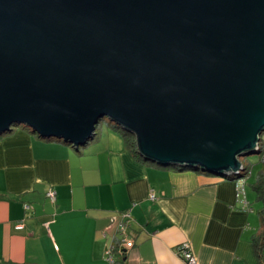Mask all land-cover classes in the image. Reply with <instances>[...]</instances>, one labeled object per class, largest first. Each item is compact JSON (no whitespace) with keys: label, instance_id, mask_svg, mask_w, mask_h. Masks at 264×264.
<instances>
[{"label":"water","instance_id":"water-1","mask_svg":"<svg viewBox=\"0 0 264 264\" xmlns=\"http://www.w3.org/2000/svg\"><path fill=\"white\" fill-rule=\"evenodd\" d=\"M103 118L219 177L264 132V0H0V135L79 148Z\"/></svg>","mask_w":264,"mask_h":264},{"label":"crops","instance_id":"crops-1","mask_svg":"<svg viewBox=\"0 0 264 264\" xmlns=\"http://www.w3.org/2000/svg\"><path fill=\"white\" fill-rule=\"evenodd\" d=\"M257 164L243 209L234 179L138 159L116 126H96L79 148L17 126L0 135V264H109V220L128 209L135 245L114 264H183L181 243L197 264H264V242L260 258L254 246L264 211Z\"/></svg>","mask_w":264,"mask_h":264},{"label":"built area","instance_id":"built-area-1","mask_svg":"<svg viewBox=\"0 0 264 264\" xmlns=\"http://www.w3.org/2000/svg\"><path fill=\"white\" fill-rule=\"evenodd\" d=\"M260 149V145L257 148V152ZM260 162L264 164V152L261 154ZM244 167L242 166L241 171L235 175H227L226 178H233L236 182V197L243 209H247V201L245 199L244 186L246 179L249 173L243 174ZM243 174V175H242ZM242 175V176H240ZM239 176V177H238ZM237 177V178H234ZM56 193L54 190H49L46 194L47 199L52 203L55 202ZM150 201L155 200V196L151 194L149 196ZM25 209H28V206H24ZM132 222V216L130 209L122 211L116 215H113L109 220V225L107 231L113 230L115 242L107 249L105 253V259L109 264H114V253L118 252L120 255H124L128 250H131L135 242L132 238L129 237L127 231ZM17 229H21V226H18ZM176 255L181 259L183 264H197L196 259L191 251L190 245L188 243H181L175 249Z\"/></svg>","mask_w":264,"mask_h":264},{"label":"trees","instance_id":"trees-1","mask_svg":"<svg viewBox=\"0 0 264 264\" xmlns=\"http://www.w3.org/2000/svg\"><path fill=\"white\" fill-rule=\"evenodd\" d=\"M118 128V127H117ZM119 131L120 133L122 134V137L125 141V144L127 146V148L131 151V153L138 159H141V160H144L145 159L143 157H141L138 153V150H137V146H136V140H135V137L123 130V129H120L119 128ZM134 137V138H133ZM264 152V145H260V149L259 151L256 153V155H258V158H259V163L260 162V157H261V154ZM147 161V160H146ZM262 164V163H261ZM264 165V164H263ZM244 167V166H243ZM181 169H184V168H181ZM248 169H246L244 167V171H243V174H246L248 173L247 171ZM242 174V175H243ZM240 175V176H242ZM239 177V176H238ZM234 178H237V177H234ZM231 179H233L231 177ZM253 188L254 190L256 191L257 195H258V199L259 201L262 202L263 206H264V171H261L259 172V174L256 176L255 178V183L253 185ZM261 224H262V232L260 233V235L258 236V239L257 241L255 242V251H256V254L257 256L260 258V253H261V250H262V245H263V242H264V211L262 213V218H261ZM115 255H120L118 252L115 251L114 253ZM121 256H124V255H121ZM260 260V259H259Z\"/></svg>","mask_w":264,"mask_h":264},{"label":"rangeland","instance_id":"rangeland-1","mask_svg":"<svg viewBox=\"0 0 264 264\" xmlns=\"http://www.w3.org/2000/svg\"><path fill=\"white\" fill-rule=\"evenodd\" d=\"M102 124H110L112 126H116L115 124L111 123L108 119L103 118L99 121V123L97 124V126L99 127ZM118 127V126H116ZM15 127L12 128V130H14ZM120 127H118L117 129H119ZM121 129V128H120ZM11 130V131H12ZM134 138V137H133ZM264 144V132L261 134L260 136V145ZM258 155L254 154V155H249V156H243L240 158V162L243 164V166L248 169V168H253V165H259L258 163ZM246 165V166H245Z\"/></svg>","mask_w":264,"mask_h":264}]
</instances>
